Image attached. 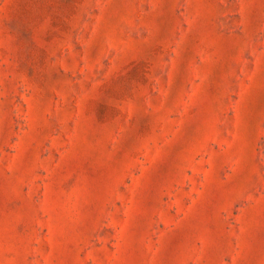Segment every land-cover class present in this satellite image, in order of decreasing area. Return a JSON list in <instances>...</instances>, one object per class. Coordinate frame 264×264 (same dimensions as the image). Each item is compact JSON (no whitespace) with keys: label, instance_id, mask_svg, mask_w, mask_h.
I'll list each match as a JSON object with an SVG mask.
<instances>
[{"label":"rangeland","instance_id":"rangeland-1","mask_svg":"<svg viewBox=\"0 0 264 264\" xmlns=\"http://www.w3.org/2000/svg\"><path fill=\"white\" fill-rule=\"evenodd\" d=\"M0 264H264V0H0Z\"/></svg>","mask_w":264,"mask_h":264}]
</instances>
